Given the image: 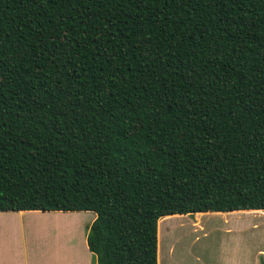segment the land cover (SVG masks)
<instances>
[{
  "label": "trees",
  "instance_id": "1",
  "mask_svg": "<svg viewBox=\"0 0 264 264\" xmlns=\"http://www.w3.org/2000/svg\"><path fill=\"white\" fill-rule=\"evenodd\" d=\"M264 211V0H0V211H91L93 264H158L169 215Z\"/></svg>",
  "mask_w": 264,
  "mask_h": 264
},
{
  "label": "rangeland",
  "instance_id": "2",
  "mask_svg": "<svg viewBox=\"0 0 264 264\" xmlns=\"http://www.w3.org/2000/svg\"><path fill=\"white\" fill-rule=\"evenodd\" d=\"M39 214L0 216L1 222L11 221L17 226L13 233L0 228V256L15 258L24 254L41 258L42 264H85L88 259L93 264L86 231L94 212ZM65 217L78 221L77 240L67 227L62 232L51 225L45 230L38 227L42 221ZM157 234L158 264H230L232 259L234 264H264L262 210L169 215L159 219Z\"/></svg>",
  "mask_w": 264,
  "mask_h": 264
},
{
  "label": "crops",
  "instance_id": "3",
  "mask_svg": "<svg viewBox=\"0 0 264 264\" xmlns=\"http://www.w3.org/2000/svg\"><path fill=\"white\" fill-rule=\"evenodd\" d=\"M245 211H254L255 212L258 210H245ZM61 212L62 211H51V212H44L45 214H43L42 211H0V216H12L14 213H16V215H19L22 218L23 216L25 217L26 215H36L39 213L41 215H50V214L51 215H58V213H61ZM233 212H239V211H233ZM65 219H66V217H65ZM53 220H55V219H53ZM67 220H70L73 222V225L67 226V228L71 232V237L74 240H77V238L79 237L78 233H77V229L79 228L78 221L76 222V220L71 219V218L67 219ZM21 222H23V220H21ZM21 224H23V223H21ZM1 227L4 228V229H2V231L9 229V231H11L13 233L12 230L16 229L17 226L16 227H9L8 225L5 226L2 223H0V228ZM5 227H8V228H5ZM0 231H1V229H0ZM64 231H65V229H64ZM21 246L23 247V242H21ZM86 246H87V244H86ZM87 249H88V247H87ZM229 263L234 264L233 259L230 260ZM0 264H42V260H41V258H36V257L31 258L28 255H24V254L20 255L18 257H15V258H13L11 256H9V257L0 256ZM85 264H91V263H88V259H87Z\"/></svg>",
  "mask_w": 264,
  "mask_h": 264
},
{
  "label": "bare ground",
  "instance_id": "4",
  "mask_svg": "<svg viewBox=\"0 0 264 264\" xmlns=\"http://www.w3.org/2000/svg\"><path fill=\"white\" fill-rule=\"evenodd\" d=\"M0 223H2L3 225H8L9 227H15L16 225L13 222H6V221H0ZM11 223V224H10ZM23 223V222H21ZM20 224V222H19ZM40 225H38L39 228H41L42 230L47 229L48 227H50L49 225L53 226L54 229L58 230L59 232H62L67 226L73 225V222L67 219H55L53 221H47V222H40ZM21 225V224H20ZM14 229V228H13Z\"/></svg>",
  "mask_w": 264,
  "mask_h": 264
}]
</instances>
